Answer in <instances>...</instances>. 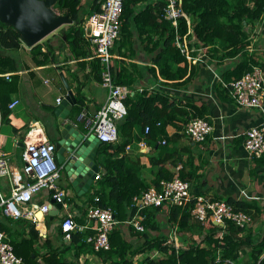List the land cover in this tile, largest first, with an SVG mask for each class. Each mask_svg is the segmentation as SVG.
Instances as JSON below:
<instances>
[{"label":"crops","instance_id":"obj_1","mask_svg":"<svg viewBox=\"0 0 264 264\" xmlns=\"http://www.w3.org/2000/svg\"><path fill=\"white\" fill-rule=\"evenodd\" d=\"M162 1L126 0L132 12L121 18L119 38L124 36L125 44L127 40L131 41L132 49L124 48L128 54L123 57L116 49L112 54L114 57L122 58V65L126 67L129 77L133 78L132 87L147 88L148 92L161 91L155 90L157 88L165 89L162 91L173 98L177 107L188 111L189 118L205 116L212 127L203 140L193 141L181 132L180 126L183 125L180 116L177 115L165 124L164 134L156 137L154 147L151 146L149 139L146 140L143 134L138 133L137 127H133L131 134L136 136H132L131 141L126 144L128 147L125 146L126 162L132 163L138 176L148 182L155 177L159 166V163H153L150 158H165V169L172 171L173 175L179 174L180 170L188 172L191 194H201L212 199H240L250 204L253 217L249 226L258 231L264 227V154L259 157L249 156L243 146V139L247 128L259 124L264 119V96L261 106H242L229 95L224 84L232 77L233 74L229 77L227 74L244 51L258 60H264V13L259 20L247 24V44L242 50L233 55H225V48L218 45L220 48L215 52L207 48L202 52L194 51L193 54L198 56V59L189 62L193 69L189 79H184L189 74L188 69L180 83L161 85L159 81L162 77L158 73V66L151 59L155 51L150 52L147 47L158 40L160 29L153 23L152 16L148 15L156 13L157 5ZM81 2L84 16L97 6L94 4H97L98 0ZM148 5L151 6V12H143ZM133 13L139 14V18H134ZM71 22L61 24L39 41L46 49L49 46L45 41L51 44V53L47 56H44L43 52L32 55L31 46L22 39L16 50L0 48L1 52L15 58L14 67L6 66L0 72V75L7 79L16 74L17 89L0 90V154L9 157L11 177L16 178L20 175L23 180L25 179L22 171L24 139L36 136L38 140L47 138L54 141L53 133L59 132L54 109L67 94H73L75 99L68 103L69 108L64 118L66 122L75 117L81 105L85 104L89 111H94L106 97L107 90L100 83V79L95 77L92 69L94 57L91 55L76 57L63 37V31ZM150 66L155 67L154 73ZM5 73L8 74L7 77ZM129 92L131 93V90ZM58 96L61 97L59 102ZM79 97L82 98L81 103L78 101ZM14 99H17V102L10 106L9 103ZM194 106L201 114L193 115L197 113ZM77 128L85 132L81 125ZM162 137L166 139L164 144L158 143ZM141 140L145 141V146L141 147L139 143ZM98 145L94 161L99 165L97 173L101 174L104 170L105 155L97 153ZM169 156L179 158L175 165H172ZM22 179L20 180L23 181ZM98 179L94 178L86 190L78 192L60 170L58 184L65 189V202L72 212L80 215L82 221L86 223L92 221L87 219L86 213H82V210L86 209L85 200L92 192L93 186H98ZM11 184L12 180L8 175H0L1 196L9 194ZM50 193L49 189L40 190L33 197L34 203L40 205L50 200ZM147 207L148 210L152 209L150 206ZM167 209L168 205L164 203L157 215L161 219L158 221L160 229L170 232L171 228L169 229L164 224V219L162 220ZM58 213L51 218L45 213L42 219L39 218L36 228L41 237L36 241L37 261H41L44 252L47 251L43 243L46 237L53 245H61L60 233L57 232L59 238L51 233L58 228L61 219V214ZM47 218L51 232L47 230L45 223ZM124 224L127 227L126 223ZM22 226L23 223L16 225L17 230ZM151 232L155 230L152 229ZM129 238L133 243L141 239L135 236ZM59 255L74 260L76 264H111L110 259L105 261L96 251L89 249L80 251L76 256L73 248L61 249Z\"/></svg>","mask_w":264,"mask_h":264},{"label":"trees","instance_id":"obj_2","mask_svg":"<svg viewBox=\"0 0 264 264\" xmlns=\"http://www.w3.org/2000/svg\"><path fill=\"white\" fill-rule=\"evenodd\" d=\"M81 1L56 0L51 5L54 10L67 14L72 20L63 31V37L76 57L93 54V49L84 37L79 24L83 18ZM181 4L189 16V23L185 16L179 17L176 26L165 19L162 15L164 0L157 5L156 13L148 15L152 16L156 27L160 28L158 40L148 46L147 50L155 51L151 59L158 66V73L162 77V80L159 81L161 85L180 83L188 69L189 74L184 78L185 80L189 79L193 73L191 64L189 65L185 55L173 44L172 40L177 32L183 34L190 27L191 33H188V37L191 38L190 46L201 45L203 49L207 48L215 52L219 50L218 45H220L225 48V55H233L247 44V24L259 20L264 13V0H181ZM94 5H97L94 8L96 9L98 2ZM142 11L151 12V6H146ZM131 12L132 10L128 8L126 0H124L122 16ZM133 17L139 18V14L133 13ZM124 39V36L121 39L118 38L114 48H111V52L116 49L122 57L126 56L128 52L124 51V48L132 49V46L130 45L131 41L127 40V44H125ZM20 43L19 32L11 24L0 22V48L16 50ZM45 43L49 46L45 51L41 50L42 42L32 45L30 47L31 54L36 55L38 52H43L44 56L50 54L51 44L47 41ZM14 62L13 56L0 51V72L6 66L14 67ZM121 62V57L112 56L110 69L114 80L127 84L131 90V93L129 92L125 98L127 112L118 122V139L101 141L98 145L97 153L105 155L104 170L98 177V186H93L92 192L85 200L86 209L82 210V213H86L91 204L110 206L119 221L109 233V247L98 250L96 253L105 261L110 259L111 264H264V227L257 231L250 226H239L230 219H226L223 225L214 223L210 218L199 220L191 214L196 194H191V200L184 206L169 205L167 213L162 217L164 224L169 229L177 225L178 238L183 241L178 246H175L169 238L170 232L160 229L158 221L161 219L158 218L157 213L161 205H152L150 206L152 209L149 210L148 207L143 208L144 230H137L130 224H126L127 227L124 226V220L135 212V207L131 205L132 196L139 194L150 185L159 187L161 179L173 176L172 171L165 169V158H150V161L159 163V166L155 177L148 182L138 176L132 163L126 162L125 146L131 141L132 136H136L131 134L133 127H137L138 133L143 134L146 140L149 139L151 146L154 147L156 137L164 134L166 123L178 115L180 122L184 125L190 115H187L188 111L184 108L175 105L173 98L162 91L165 89L157 88L155 90L161 91L148 92L147 88L132 87L133 78L129 77L126 67ZM254 64L264 69V60H258L244 51L227 76L233 74V78L239 77L251 69ZM103 67L104 64L100 62L99 58L92 59V69L96 78L100 79ZM150 69L153 73L155 72L154 66H150ZM16 89V74H12L10 79L0 75V90ZM78 101L81 103L82 98L79 97ZM3 109L2 113H4ZM194 109L197 110V113L193 115L201 114L195 106ZM145 124L149 125V130L146 133L144 131ZM180 127L182 129L183 126ZM137 137L139 136L137 135ZM168 158L172 165H175L179 160L172 156ZM179 176L190 183L188 172L180 170ZM226 201L231 203L234 209L243 210L250 214L251 218L253 217L250 204L247 202L234 198H228ZM75 217L79 222H84L80 215L75 214ZM20 223H23V226L17 230L16 225ZM57 229L62 237L63 233L60 227L58 226ZM152 229L155 232H151ZM0 230L7 234L14 252L22 257L23 264H76L74 260L62 258L59 255L61 249L73 248L75 256L84 249L92 250L90 243L85 240V236L93 230L91 228L76 229L71 231L68 240L61 238L63 248L61 245H53L46 237L43 243L47 247V251L44 252L42 260L37 261L36 241L41 236L33 221L22 217L11 218L0 212ZM131 236L141 239L139 242L133 243V240L129 238ZM152 248H157L164 254L158 258L148 255L136 257L137 254L141 255Z\"/></svg>","mask_w":264,"mask_h":264},{"label":"built area","instance_id":"obj_3","mask_svg":"<svg viewBox=\"0 0 264 264\" xmlns=\"http://www.w3.org/2000/svg\"><path fill=\"white\" fill-rule=\"evenodd\" d=\"M124 0H98V7L85 14L80 21V26L84 37L88 40L93 49L92 57L99 58L104 64L101 69L100 83L106 88V97L104 101L94 111H89L85 104L80 106L79 111L74 118L68 122L77 127L81 125L84 134L93 133L100 141H115L118 139V122L126 114L127 106L125 98L130 88L125 83H118L114 80L110 69V59L113 56L111 48L119 38V32L122 22ZM163 17L170 21L174 26L177 25L180 16H185L187 22H190L189 16L182 8L181 0H164ZM188 30L175 34L173 44L183 53L188 62L198 59L193 54L194 51L202 52L203 46H190ZM193 41V38H192ZM41 50L45 51L46 46L41 45ZM264 50V47H263ZM199 55V54H198ZM7 77L8 74L5 73ZM229 95L242 106H261L264 96V69L254 64L251 69L242 73L239 77L231 78L225 82ZM141 89V88H140ZM60 96L57 97L59 102ZM17 102L14 99L9 103L13 106ZM159 123V121H157ZM211 123L205 116H193L183 125L181 132L193 141L203 140L211 130ZM31 130V129H30ZM149 125L145 124L144 131L148 132ZM29 137L24 139L22 156L24 159L22 171L25 176L23 180L20 175L16 178L11 177L9 157L0 154V175H8L12 180L9 194L0 195V212L11 218H27L38 225L39 217L37 210L45 214L55 201L61 202L59 211L62 210L61 219L58 223L63 235L62 238L68 240L72 230H83L91 228L93 231L86 234L85 240L90 243L93 251H98L109 247V233L113 226L118 223L114 211L110 206H99L91 204L86 211V217L91 223L79 222L75 214L65 202V189L58 184L60 178V165L55 158L54 141L44 138L36 139ZM166 139L162 137L158 143H165ZM141 147L145 146V141L141 140ZM243 146L249 156L259 157L264 154V119L257 125L251 126L245 130ZM126 147H128L126 145ZM95 174V178L99 177ZM22 179L23 181H21ZM159 187L150 186L134 194L131 198V205L135 207L133 215L124 220L126 224L132 225L137 230H144L142 222L143 208L152 205L168 206L177 204L184 206L191 200L190 183L186 179L175 173L171 178L161 179ZM42 189L51 190L50 200L37 205L33 197ZM96 198V197H94ZM194 204L191 208V214L199 220L210 218L221 225L226 219L239 226H249L252 218L250 214L243 210H236L233 205L223 199H212L207 196L197 194L194 196ZM174 226L169 238L177 242V236ZM178 246L177 244H174ZM164 253L157 248H152L148 252L141 253L142 256L153 258L161 257ZM0 264H23L22 257L16 254L7 234L0 230Z\"/></svg>","mask_w":264,"mask_h":264},{"label":"water","instance_id":"obj_4","mask_svg":"<svg viewBox=\"0 0 264 264\" xmlns=\"http://www.w3.org/2000/svg\"><path fill=\"white\" fill-rule=\"evenodd\" d=\"M56 0H0V22L11 24L20 38L29 46L39 42L55 28L71 22L67 14L57 13L51 5ZM73 94H67L56 106L57 129L53 133L55 158L75 190H86L95 178L99 165L94 161L96 145L101 141L93 133L84 134L77 127L66 122L65 115ZM60 201L51 203L46 214L51 218L59 212ZM40 211L43 217V212ZM37 214V212H36ZM38 216V214H37ZM216 223V221H213Z\"/></svg>","mask_w":264,"mask_h":264},{"label":"rangeland","instance_id":"obj_5","mask_svg":"<svg viewBox=\"0 0 264 264\" xmlns=\"http://www.w3.org/2000/svg\"><path fill=\"white\" fill-rule=\"evenodd\" d=\"M113 48H114V46H113ZM61 213H62V210H61V212L58 213V215L61 214ZM45 223H46V225H47V230H48L49 232H51L50 227H49L50 222H49L48 218L45 220ZM174 226H176V228H174V230H175V233H176V236H177V242H176V241H175V242L173 241V244L180 245V244H182V243L180 242V239L178 238V232H177V231H178V228H177V225H174ZM174 226H173V227H174ZM173 227H172V228H173ZM172 228H171V229H172ZM55 229H56V228H55ZM170 231H171V230H170ZM57 232H58V230L56 229L55 232L53 231V232H51V233H52V235H53L54 237H58V238H59ZM66 249H70V250H71V248H66ZM137 256H139V258H140V256H142V255H138V254H137L136 257H137Z\"/></svg>","mask_w":264,"mask_h":264},{"label":"bare ground","instance_id":"obj_6","mask_svg":"<svg viewBox=\"0 0 264 264\" xmlns=\"http://www.w3.org/2000/svg\"><path fill=\"white\" fill-rule=\"evenodd\" d=\"M37 214H38V217H39L40 219H42V214H41V212H40V211H37Z\"/></svg>","mask_w":264,"mask_h":264}]
</instances>
